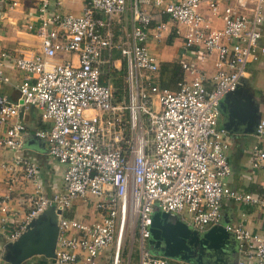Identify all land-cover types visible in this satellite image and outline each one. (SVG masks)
I'll use <instances>...</instances> for the list:
<instances>
[{
  "label": "built area",
  "instance_id": "2783aa9c",
  "mask_svg": "<svg viewBox=\"0 0 264 264\" xmlns=\"http://www.w3.org/2000/svg\"><path fill=\"white\" fill-rule=\"evenodd\" d=\"M34 1L35 20L27 21L25 29L39 38V51L19 57L0 52V84L9 82L6 68L23 74L16 85V102L0 95V126H5L0 145L14 153L0 167L10 176L20 171L32 187L24 220L8 242L52 208L57 225L52 264H131L132 253L135 264H172L150 252L155 212L204 232L221 225L223 200L264 210V195L238 193L225 185L230 174L228 143L219 124L220 100L238 88L248 66L264 55L259 30L264 0H211L213 16L218 3H231L221 10L220 30L204 24L201 0L165 4L161 12L186 28L183 45L196 48L199 64L214 55L209 88L199 64L183 61L182 77L172 91L154 84L158 64L147 46L150 15L138 8L136 0L130 7L133 25L128 39L120 44L114 39L112 19L125 11L126 0H85L79 15L51 9V0ZM162 28L156 26L155 37ZM114 50L122 62L113 59ZM59 54L72 57L55 62ZM122 63L119 99L111 79ZM20 108L39 110L48 127L33 136L64 166L62 189L51 196L42 193L35 166L22 154L28 132L16 120ZM254 134L264 146V118L258 120ZM263 146L250 149L254 168L264 169ZM79 200H93V222L66 216ZM9 201V195L0 196L1 224ZM223 227L236 241V264H264V235L242 222ZM3 253L0 244V264H7Z\"/></svg>",
  "mask_w": 264,
  "mask_h": 264
},
{
  "label": "crops",
  "instance_id": "0c3cea01",
  "mask_svg": "<svg viewBox=\"0 0 264 264\" xmlns=\"http://www.w3.org/2000/svg\"><path fill=\"white\" fill-rule=\"evenodd\" d=\"M133 0H126L125 11L112 19V29L116 44H120L128 39V34L133 25L131 20L130 7ZM177 0H161L159 6H155L152 0H136L138 8L150 15L148 49L155 57L158 70L161 63L179 64L187 61L192 65H198V55L196 48L186 49L183 45L186 28L168 19L161 10L165 4L174 3ZM211 0H201L199 14L204 19V24L211 30H220L223 27L220 14L222 8L231 4L227 1L217 5L216 15H211L208 3ZM15 2L12 7L10 4ZM85 0H51V9H55L61 14L79 15L84 7ZM34 0H0V52H5L9 56L19 57L26 52H38L40 40L35 35L25 29L27 21L35 20ZM99 17L102 15L97 14ZM161 24L163 28L158 30L155 37L156 26ZM261 39L260 44H264V16L259 26ZM72 56L59 54L55 57V62H61ZM114 60L119 61L120 53L114 50L112 53ZM214 55L205 59L203 64H199L200 74L204 85L210 87V75L213 73ZM181 69V68H180ZM158 70L153 76L154 84L157 85ZM5 74L9 78L8 84H0V95L5 96L9 101L16 102L18 92L16 85L22 79L23 74L11 68L5 69ZM174 90V86H170ZM224 96L219 103V124L225 118L228 105L233 108H240L256 121L264 118V55L250 64L247 68L245 78L239 80L237 92L231 97ZM234 100V101H233ZM223 110V111H222ZM225 110V111H224ZM16 120L25 127L28 136L23 141L22 154L36 168L37 177L41 191L45 196H51L62 189V175L64 166L56 159L50 157L46 151L43 141L33 136L37 130H45L48 122L40 117L39 110L20 108ZM253 123V121H252ZM238 122L231 131L226 130V141L228 148L226 152L227 162L230 168L229 176L224 180L226 186L238 193H250L264 195V169L251 166L250 149L253 145L260 144L254 132H239ZM253 126V125H252ZM5 131V126H0V139ZM264 147V146H263ZM14 153L0 145V165L9 163ZM32 187L24 180L22 173L16 171L12 176L7 174L0 167V196L9 195V211L4 223H0V244L8 243L9 234L15 230L24 220L28 210V199ZM93 200H79L74 203L66 216L76 218L82 222L90 223L94 221ZM221 225L242 222L250 231L264 235V210L252 205L236 203L230 199L223 200L220 207ZM235 264L237 255L235 251ZM172 264H184L171 261ZM22 264H52L51 260L42 256H34Z\"/></svg>",
  "mask_w": 264,
  "mask_h": 264
},
{
  "label": "water",
  "instance_id": "95a60500",
  "mask_svg": "<svg viewBox=\"0 0 264 264\" xmlns=\"http://www.w3.org/2000/svg\"><path fill=\"white\" fill-rule=\"evenodd\" d=\"M236 92L237 89L225 96L231 97ZM238 122L242 124L237 125V131L255 132L258 121L255 118L250 120L240 108L234 109L233 105H228L222 121L223 128L231 131ZM56 238V214L50 208L31 220L15 241L4 245L3 261L7 264H22L34 256L52 260ZM148 243L152 255L179 263L235 264L236 241L223 225H214L204 232H197L176 217L155 212Z\"/></svg>",
  "mask_w": 264,
  "mask_h": 264
},
{
  "label": "trees",
  "instance_id": "16d2710c",
  "mask_svg": "<svg viewBox=\"0 0 264 264\" xmlns=\"http://www.w3.org/2000/svg\"><path fill=\"white\" fill-rule=\"evenodd\" d=\"M124 63H122L121 70L119 72L112 73V85L116 96L120 99L122 97L123 82L122 76L124 74ZM182 71L178 63H161L159 65L157 86L160 89H171L170 86H176V83L181 79Z\"/></svg>",
  "mask_w": 264,
  "mask_h": 264
},
{
  "label": "rangeland",
  "instance_id": "374dc122",
  "mask_svg": "<svg viewBox=\"0 0 264 264\" xmlns=\"http://www.w3.org/2000/svg\"><path fill=\"white\" fill-rule=\"evenodd\" d=\"M121 258L124 260L126 259V252L121 256ZM131 264H135L136 262V254L132 253V256L130 257Z\"/></svg>",
  "mask_w": 264,
  "mask_h": 264
}]
</instances>
